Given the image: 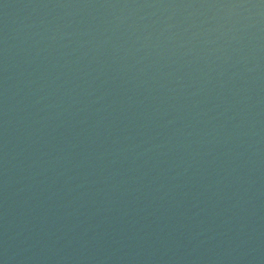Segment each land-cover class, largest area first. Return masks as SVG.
<instances>
[{"label":"water","instance_id":"1","mask_svg":"<svg viewBox=\"0 0 264 264\" xmlns=\"http://www.w3.org/2000/svg\"><path fill=\"white\" fill-rule=\"evenodd\" d=\"M0 264H264V0H0Z\"/></svg>","mask_w":264,"mask_h":264}]
</instances>
